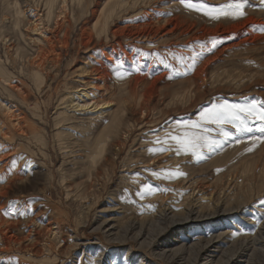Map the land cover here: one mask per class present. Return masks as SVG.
Here are the masks:
<instances>
[{
	"label": "rangeland",
	"instance_id": "rangeland-1",
	"mask_svg": "<svg viewBox=\"0 0 264 264\" xmlns=\"http://www.w3.org/2000/svg\"><path fill=\"white\" fill-rule=\"evenodd\" d=\"M100 1L86 0L85 6L71 2L77 11L72 16L83 14L81 21H90V12ZM162 1L163 10L199 27L215 28L223 22L227 29L206 32L173 46L160 45V51L172 46L171 51L161 53L164 57L159 61L168 74L154 83V68L158 66L153 65L148 83L142 85L153 92L151 104L156 110L149 105L152 111H147L142 118L136 111L126 116L125 120L133 125L122 131L120 145L116 146L117 140L109 149L112 162L99 159L98 169L88 158L90 143H79L81 146L73 151L81 156L72 161L70 158L76 155L66 158L65 150L59 145L72 144L73 140L75 143L78 136L63 140L51 136L57 96L70 92L67 88L74 87V81L89 80L78 74L65 76L75 69L79 71L89 61L96 65L88 58L93 53L88 48L91 45L77 42L78 24L73 25L70 46L60 48L61 65L49 73L48 84L53 89L43 93L40 87L31 86L18 71L25 60L18 57L16 61L14 52H10L14 53L12 62L0 67V73L12 74V85L25 83L29 105L39 103L37 116L32 111L26 114L37 120L36 128L40 140L43 139L42 143L16 136L17 141L8 142L0 137L1 151L17 145L16 162L10 159L6 165L8 156L0 157V167L5 164L16 175V181L13 178L7 181V185L13 184L12 188L0 194V213L13 216L11 220L19 222H10V227L15 233L21 227L17 234L22 239L19 245L12 244L9 251L0 250V264H51V261H54L52 264H154L153 255L162 253V244L180 246L185 264H205L200 257L207 249L216 248L211 246L218 237L228 242L220 245L227 252L216 251L209 264H227L233 256L239 259L245 253L240 264H264V246H251L258 238L261 242L264 240V133L260 131L264 123L257 117H248L252 131L242 132L233 123L212 122L221 106H247L264 101V0H247L240 18L232 14L237 0ZM6 12L5 23L9 25L13 12L10 9ZM28 13L33 12L29 9ZM55 14L60 22L69 19L67 12ZM250 15L259 23L250 24L247 28L250 31L246 33L242 23ZM5 48L0 47L2 59L6 57ZM150 50L147 55L153 53ZM137 64L138 61L132 66ZM147 70L144 66L142 71ZM198 72L202 75L195 79ZM92 79L96 85L101 82L97 77ZM1 88L0 118L13 128L4 115L5 100L16 105L18 99L10 98L9 92ZM143 92L140 89L141 95ZM191 94V100L184 98ZM25 108L18 106L17 109ZM70 111L75 113L72 108ZM107 121L106 117L104 123L97 125L99 133ZM63 125L62 130L63 127L68 132L72 129L68 122ZM73 132L83 133L82 130ZM63 161L66 162L60 168ZM167 163L170 168L164 169ZM5 175L0 168V181ZM166 209L174 215H189L187 222L181 221L190 224L172 231L168 228L169 219L160 217ZM198 216L207 220H194ZM104 223L112 224L113 229H103L107 225ZM140 231L139 242L146 239L147 243L135 245L131 241V246L129 240H124ZM177 235L183 238L171 245L165 244L179 238ZM33 253H40L51 261L35 262L30 258ZM163 262L176 264L168 259Z\"/></svg>",
	"mask_w": 264,
	"mask_h": 264
},
{
	"label": "bare ground",
	"instance_id": "bare-ground-1",
	"mask_svg": "<svg viewBox=\"0 0 264 264\" xmlns=\"http://www.w3.org/2000/svg\"><path fill=\"white\" fill-rule=\"evenodd\" d=\"M9 1H0L3 7L0 10V47L6 46L4 53L6 54L5 59H2L3 57L0 55V67H5L10 64L12 62L11 57L16 53V61L18 57L19 59L22 58L25 60L18 71H20L22 76L26 77L31 86L35 85L40 87V92L44 93L46 89L52 88L51 84H48V79H51V74L49 73L55 72L61 65L62 50L60 48L61 46L65 48L70 46L74 24H78V33L76 34L77 42L80 45H91V47L88 48H91L90 50H92L93 53L90 54L88 58L89 60H94L96 65H94V63L91 64L89 61L81 65L79 71L75 69L72 73L65 76L66 78L78 74L89 78V80L74 81V87L67 88L70 92H67L65 95L57 96L54 105V111H56L52 120L54 127L51 136L62 140L64 138L67 139L68 137L78 136L77 139L79 140L75 139V143L73 140L72 144L66 146L64 144L59 145L61 150H65L64 153L66 158L76 155V157L70 158L72 161L77 160L78 157L81 156L80 153L73 151V149L76 146H81L79 143H90V148L87 151L88 158L97 169L99 166V159L105 162H112L109 149L115 145L117 140L118 143L116 146H119V140H122V131L124 128L129 129L131 125H133L129 120H125L126 116L136 111L140 118H142L147 111H152V107L149 105L153 106L151 102L154 94L153 92L151 93V90L147 88L144 89L142 85L148 83L150 79L149 73L153 65L158 66L154 68L156 72L154 83L168 74V72H166V67L159 62L160 59L164 57L161 53L171 51L173 45L178 42H184L188 38L197 35L200 36L206 32H225L227 29L223 22L217 23L215 28L206 29L205 27H199L196 23L186 18L163 10L165 7L162 5V0H102L94 4V10L90 12V21L84 19L85 23L80 19L83 14L73 17L74 14H77V11H75L71 2L82 5L86 0ZM4 5L7 7L6 9ZM194 8L198 9V7ZM9 9L13 12V15L8 25L5 23V15L7 14L6 11ZM29 9L33 13L29 14ZM60 11H62V13L67 12L69 15V19L65 22H60L55 19L57 16L55 13L58 14ZM81 11L83 10L81 9ZM243 20L242 24L245 28L242 30L246 33L250 31L248 30L250 24L259 23L253 16L249 18L246 17ZM257 28L260 29V27ZM46 34H56V36L54 35V37H51ZM230 37L231 35L224 39ZM15 38L18 40L17 42L14 41ZM245 40L247 39L242 41ZM8 41L10 44H8ZM3 43L4 46L2 45ZM164 44L172 46H170L169 50L163 48L160 51V45ZM153 48H156V50H152ZM148 49H151L150 52L153 53L147 55ZM192 57L193 56H191V58ZM137 61L138 64L132 66V63H137ZM129 63H131V65ZM144 66L148 67L147 72L142 71ZM201 75L202 74L198 72L195 79H198ZM93 77H97L101 82L96 85L92 79ZM123 79L128 80V82L120 81ZM12 82V74L0 73L1 89H4L6 92L8 91L10 98L14 99L15 97L16 100L18 99V104L16 105L5 100L7 104L4 106V115L6 116V121H10L8 124H11L13 128H9L7 123L0 118L1 139L3 141L7 140L8 142H14L17 141L16 139L19 137L25 140L35 139L43 143V139L40 140L41 137H39L40 132L38 128H36V125H38L37 120L32 119L31 116H27L31 111L33 115L37 116L39 103H35L32 106L29 105V92L25 83L20 81L19 85H12ZM101 87H103V89H101ZM140 89L142 92L144 91L142 95ZM121 95L123 97H119ZM184 98H189L191 100L193 95L191 94V96ZM156 103H158V101ZM18 106L26 107V110H19L17 109ZM71 108L75 113H71ZM89 109L92 110L88 111ZM153 110H156V107L153 106ZM44 115H46V113ZM79 115H84L85 117ZM35 116H33V118H36ZM106 117L109 122L107 121L108 124L105 125L99 133V127L97 125H99L101 121L104 123V118ZM74 120L77 122H74ZM64 122L70 123L71 126L69 127L72 128L69 129V132L66 130L68 134L65 133V127H63L62 130L61 126ZM73 122L74 124H72ZM137 127L140 128V125H137ZM74 130L77 132L82 130L84 134L81 132L78 135L74 134ZM16 147L17 145L5 151H1L0 149V157L8 156L5 160L6 165H8L10 159L16 162L14 155ZM65 162L66 161H63L60 168ZM163 167H165L164 169H169L170 165L167 163ZM0 168H3V171L6 172L5 178L0 181V194H6L4 191L11 189L13 185H7V181L11 178L14 179L16 175L12 170L8 171V166L6 167L5 164ZM10 168L13 169L12 166ZM29 168H31V165L28 167V170ZM122 177L129 178L128 176ZM14 181H16V179H14ZM172 212L173 211L169 212L168 209H166L160 216L161 218L164 217L169 219L170 227L168 228H172V231L177 232L178 230H182L183 226L190 224L182 223L181 221L184 220V222H187L185 219H187L189 215H174ZM8 216V214L5 216L0 213V243L3 245V248L1 247L0 250H3L2 252L9 251L14 243L19 245L20 240H22L17 234L21 232V227L15 229L16 233L11 231L10 227L13 222H17V224H19V222L14 218L11 220L13 216ZM194 220H207V218L198 216V218ZM104 224L107 225L103 229L109 228L110 231L113 229L112 224ZM260 224L262 223L260 222ZM177 236H179V238L167 241L165 244L171 245L174 241L183 238L180 237V235ZM140 238L142 239L141 231L132 238L124 237V240H129L130 244L131 241L134 244L140 243V245L147 243L146 239L139 242ZM117 239L120 240V237H117ZM259 239L260 238L254 242L252 241L251 246L254 247L255 245L261 244L264 246V240L261 242V239ZM108 241L112 242V240ZM221 243L228 242L221 237L213 240L211 247L216 248H212L213 250H210V248L207 249V252H203L200 259L202 258V260L206 262L205 264L212 263L211 259L216 255V251L223 252V248L220 249ZM131 246L133 245L131 244ZM162 246V253L156 256L153 255L154 264L156 262H158L157 264H164L163 261H165V259L171 260L173 263L176 262V264L184 263L182 261L186 259L184 258V254L181 253L183 249H181L180 246L178 248L166 247L164 244H162ZM246 249L251 248L246 247ZM254 249L256 250L257 248ZM258 250L260 249L258 248ZM225 252H227V250L223 253ZM34 254L35 253H33L30 258L35 262L41 263L46 260L51 261V258L44 257L40 253ZM244 255H246V253L241 254L239 259L237 255L233 256L227 264H232L231 262L240 264ZM52 263H54V261H51V264Z\"/></svg>",
	"mask_w": 264,
	"mask_h": 264
},
{
	"label": "snow or ice",
	"instance_id": "snow-or-ice-1",
	"mask_svg": "<svg viewBox=\"0 0 264 264\" xmlns=\"http://www.w3.org/2000/svg\"><path fill=\"white\" fill-rule=\"evenodd\" d=\"M188 2V0H183ZM247 0H237L234 6H232V14L236 18H240L244 15L243 8ZM191 6V5H190ZM248 117H257L259 122L264 123V101L253 102L247 106H236V105H225L221 106L219 110H216L214 117L212 118L213 123L217 122H229L233 123L237 130L251 132L252 128L248 126ZM260 131L264 133V127H261ZM228 133H225L227 136ZM214 143V142H213ZM211 147V145H209ZM181 174L182 173H178Z\"/></svg>",
	"mask_w": 264,
	"mask_h": 264
}]
</instances>
